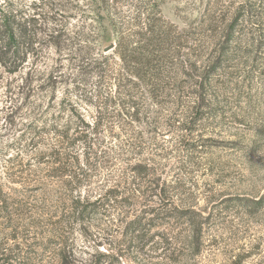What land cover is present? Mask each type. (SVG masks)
I'll return each mask as SVG.
<instances>
[{
    "label": "rangeland",
    "instance_id": "1",
    "mask_svg": "<svg viewBox=\"0 0 264 264\" xmlns=\"http://www.w3.org/2000/svg\"><path fill=\"white\" fill-rule=\"evenodd\" d=\"M240 1L220 0L227 23ZM251 1L230 41L214 0H108L105 31L100 0H0V36L3 18L33 31L0 63V264H264V0ZM144 16L171 30L160 83L174 101L145 97L134 122L117 115L109 19L137 30Z\"/></svg>",
    "mask_w": 264,
    "mask_h": 264
},
{
    "label": "trees",
    "instance_id": "2",
    "mask_svg": "<svg viewBox=\"0 0 264 264\" xmlns=\"http://www.w3.org/2000/svg\"><path fill=\"white\" fill-rule=\"evenodd\" d=\"M214 9L219 14H216V12L212 8V23L215 24L218 21L225 22V26L223 28V31L226 34V39L230 38V41L235 37L238 36L237 34L244 33L245 29V21L250 17H253L254 15L258 14L256 13L255 8L252 5L251 0H241L237 3L235 7H233L232 16L229 18V22H226L227 12L230 9L229 5H224L220 0H214ZM256 2H260L261 0H255ZM154 3V2H153ZM98 11V15L101 17L100 26L103 29V31L106 30L104 28L103 21L106 19V17L103 15V12L106 13L109 12L110 4L108 3V0H100V5H96ZM232 7V6H231ZM253 9V10H252ZM110 25L113 27V40L115 42V47L113 50H115V53L118 54L120 60L123 62L122 65L118 67L115 72H113L109 79L113 78L114 85L118 86V91H116L115 94L117 96L122 95L124 101L122 104H124L126 107L123 109H120L117 112V115H122L127 113V111L130 112L131 120L134 122H139L142 120V118L145 116V113H143V101L145 97H149L151 101L154 103V105H157L158 103L162 102H169L172 103L174 100L171 99V93L169 90L165 89L164 84L160 83V80L165 77L164 71L165 68L163 65H161V61H164L166 52L164 51V45L166 44L167 40L170 37L171 30L164 24L163 22H157L152 17H145L144 19H139V22L137 24V30L132 29L133 26L127 27L123 21H116L111 20ZM5 28V31H3V36H0V63H5L10 56H15L17 59L19 58V54L21 52V46H20V40H22L25 43H31L33 39V31L32 29H22L18 26L17 23L12 24L9 23V20L7 18H3L1 20V27ZM104 33L103 37L106 39L107 36ZM88 37V36H87ZM35 38V37H34ZM55 40H53V43L55 45H61L62 42H64L65 39H63V34H61L59 31L53 36ZM89 38V37H88ZM103 69H99L102 72H108L109 70V63H107V57L103 56ZM96 61V59H95ZM132 61L135 63L134 67L130 66L127 62ZM126 62V65L125 63ZM184 68H186V64L184 63ZM187 69V68H186ZM114 71V70H112ZM123 81L130 82L132 85V89L130 92H121L119 90L120 87H124L125 83ZM123 89V88H122ZM115 94H111V96H107L104 98L103 107L105 109L104 112L108 113L106 117H99V120L103 118H113L114 117V108L112 110L108 111V109L111 107V103H113V99L115 98ZM128 98V99H127ZM180 98V97H179ZM160 99V100H157ZM168 99V100H167ZM200 100L202 98L200 96H196V102L191 107V111L196 106H200ZM161 101V102H159ZM99 103V102H98ZM114 104V103H113ZM96 111L97 109H101L99 104H94ZM163 104H161L162 106ZM186 105H181L180 109H175V112L180 111L181 113H184V107ZM99 112V111H98ZM146 112V110H145ZM100 122V121H98ZM98 122L96 123V126L98 125ZM56 137H58L56 144L58 142H61L63 137L65 139L68 138V129H62L57 130V133L54 134ZM87 136H85L83 139L85 140ZM82 139V140H83ZM83 140V141H84ZM131 145V143H130ZM129 145V146H130ZM91 146V145H90ZM58 155L59 153L55 150L54 155ZM146 165V163H144ZM149 166V165H148ZM147 167V166H146ZM149 168L146 169V172H144V175L142 177H132V185L135 187L134 191H141V188L143 187V193L144 191L148 192V188H150V185L154 182L151 180L150 176L152 174H149L148 171ZM136 171L139 174V168L132 169L131 171ZM150 175V176H148ZM148 178L146 179V177ZM70 180L73 179L72 177L69 178ZM69 184V183H68ZM150 184V185H149ZM159 187V182L157 180V183H155V186ZM161 188L159 193H161ZM128 193L127 190H125ZM132 191V190H131ZM118 192L117 186L114 188H109L105 192V196L108 198L110 196H117L116 194ZM122 197H120L121 199ZM163 198V197H162ZM108 200V199H107ZM98 201V200H96ZM74 203V202H72ZM76 203V202H75ZM80 211L85 212L91 211L92 207H83ZM165 211V210H164ZM135 232H137L135 238L140 237L139 232L140 228H132L130 230V235H133ZM140 240V239H139ZM234 261L232 264H235ZM12 264V263H9Z\"/></svg>",
    "mask_w": 264,
    "mask_h": 264
},
{
    "label": "water",
    "instance_id": "3",
    "mask_svg": "<svg viewBox=\"0 0 264 264\" xmlns=\"http://www.w3.org/2000/svg\"><path fill=\"white\" fill-rule=\"evenodd\" d=\"M113 47H114V44H109V45H107V46H105V47L103 48V51L106 53V52H108L109 50H111Z\"/></svg>",
    "mask_w": 264,
    "mask_h": 264
}]
</instances>
